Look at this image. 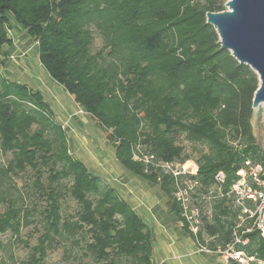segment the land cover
Returning <instances> with one entry per match:
<instances>
[{
    "label": "trees",
    "instance_id": "1",
    "mask_svg": "<svg viewBox=\"0 0 264 264\" xmlns=\"http://www.w3.org/2000/svg\"><path fill=\"white\" fill-rule=\"evenodd\" d=\"M224 1L0 0V68L10 32L25 29L37 42L48 73L111 131L121 164L172 198L171 212L187 232L171 177L134 160L132 150L140 144L158 160L183 163L189 155L180 139L206 145L191 178L208 187L222 171L224 190L237 178L242 153L250 152L254 162L264 165L252 126L258 76L221 48L216 30L206 22L207 12L225 10ZM92 27L104 41L95 51ZM235 141L245 148L232 146ZM0 151L12 155L0 176L10 179L30 168L32 187L46 203L38 221L43 232L24 264H43L47 249L58 242L83 243L80 258L95 264H153L148 226L115 189L70 155L65 132L40 94L9 81L1 71ZM44 167L49 171L46 185ZM63 190L78 206L73 214L62 211ZM1 203L6 209L0 215V236L8 231L19 235L34 208L0 190ZM215 208L204 231L227 242L230 222L220 218L223 201ZM251 236L252 241L256 234ZM257 245L264 261V242ZM4 248L0 241V255Z\"/></svg>",
    "mask_w": 264,
    "mask_h": 264
},
{
    "label": "crops",
    "instance_id": "2",
    "mask_svg": "<svg viewBox=\"0 0 264 264\" xmlns=\"http://www.w3.org/2000/svg\"><path fill=\"white\" fill-rule=\"evenodd\" d=\"M4 49L5 63L0 71L5 78L40 94L65 132L70 155L115 189L148 226L152 233L153 264H228L218 252H206L198 247L171 212L172 198L160 186L121 164L111 131L86 112L74 95L48 73L39 59L36 41L25 29H13Z\"/></svg>",
    "mask_w": 264,
    "mask_h": 264
},
{
    "label": "rangeland",
    "instance_id": "3",
    "mask_svg": "<svg viewBox=\"0 0 264 264\" xmlns=\"http://www.w3.org/2000/svg\"><path fill=\"white\" fill-rule=\"evenodd\" d=\"M224 1L225 10L228 9L226 2ZM93 30V43L92 51H95L102 47L104 44L103 37L99 31L92 27ZM253 134L255 136V144L258 149H261L264 152V103H261L258 107L253 109ZM180 144L185 148V153L189 155L187 161H191L197 165V159L202 153L208 151L206 145L203 144H192L180 139ZM232 146L238 148L240 151L245 148V145H240L237 141L231 143ZM250 152L242 153L243 163L240 168L244 166V161L250 159ZM245 154V155H243ZM12 158L11 153L3 154L0 151V168L6 166L8 160ZM184 162L187 166L189 163ZM242 162V161H241ZM239 168V169H240ZM238 171H235L237 175ZM49 171L47 167L42 168V182L44 185L48 182ZM35 179V173L27 168L25 172L20 173L18 176H12L10 179L0 176V190L8 192L12 198H15L19 205L27 206L28 208H34L31 211V217L28 219V225H25L21 228L19 235L14 236L11 232H6L0 236V241L4 244V253H1L0 264H24L30 255L31 248L37 244L38 236L43 232L42 225L38 222L41 219L40 212L43 209V206L46 205L45 201L38 197L36 189L32 187V184ZM68 183L69 182H65ZM199 186L195 188V192L190 194L189 204L191 209H195L197 212L196 219L198 220V228L202 231L201 241L204 244L211 245H221L222 247L226 242L218 241L217 236L210 239V236L204 231V224L212 223V217L214 214H217V209L215 208L217 202L220 199V195L210 194L211 190H214V184L212 183L208 187L203 186L199 181ZM67 184V185H68ZM62 191V189H61ZM65 193V198L62 200V211L64 214H73L77 210L78 206L76 202L71 199L67 193V190H63ZM227 202L232 206L230 199ZM34 205V206H33ZM33 206V207H32ZM224 215H221V219L226 223L227 211H230L226 206ZM233 208V207H232ZM6 205L0 204V215L5 211ZM229 228L230 225H227ZM254 234V233H253ZM252 234V235H253ZM230 237V236H229ZM252 238V236H251ZM229 240V239H228ZM260 242H257V241ZM261 238L255 236V238L244 248H242L243 257L247 255H252L250 264H264V261L258 257L256 253L257 244L261 243ZM263 242V241H262ZM65 244V242L55 243L51 248L47 249V254L43 260V264H95L93 261L88 258H80L81 253L83 252L82 246L80 247L71 246ZM77 253V257H74V254Z\"/></svg>",
    "mask_w": 264,
    "mask_h": 264
},
{
    "label": "built area",
    "instance_id": "4",
    "mask_svg": "<svg viewBox=\"0 0 264 264\" xmlns=\"http://www.w3.org/2000/svg\"><path fill=\"white\" fill-rule=\"evenodd\" d=\"M37 43V42H36ZM83 111L82 109H80ZM133 159L144 164H153L168 174L174 183V198L180 203L182 216L188 225L189 233L194 238L201 250L206 252H218L228 264H250L252 255L243 257L242 248L251 242V235L255 233L264 242V165L252 162L250 159L244 161V166L238 170L237 178L232 181L227 190H224L226 175L218 171L214 175V190L210 194L220 195L223 206L230 209V237L226 244L208 246L198 238L197 212L190 208V194L195 192L199 186L198 180L191 178L196 176L197 165L191 161L187 166L183 163L158 160L152 154L145 152L142 145L137 144L132 150ZM231 200L232 206L227 202ZM233 207V208H232ZM182 224V222H181ZM215 236H210V239Z\"/></svg>",
    "mask_w": 264,
    "mask_h": 264
},
{
    "label": "water",
    "instance_id": "5",
    "mask_svg": "<svg viewBox=\"0 0 264 264\" xmlns=\"http://www.w3.org/2000/svg\"><path fill=\"white\" fill-rule=\"evenodd\" d=\"M227 10L207 12L206 22L217 32L221 48L258 76L252 108L264 103V0H228Z\"/></svg>",
    "mask_w": 264,
    "mask_h": 264
}]
</instances>
